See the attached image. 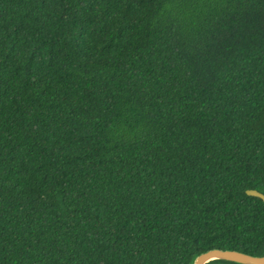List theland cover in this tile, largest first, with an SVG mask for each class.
Returning <instances> with one entry per match:
<instances>
[{
    "label": "trees",
    "instance_id": "obj_1",
    "mask_svg": "<svg viewBox=\"0 0 264 264\" xmlns=\"http://www.w3.org/2000/svg\"><path fill=\"white\" fill-rule=\"evenodd\" d=\"M247 190L264 0H0V264L264 256Z\"/></svg>",
    "mask_w": 264,
    "mask_h": 264
},
{
    "label": "water",
    "instance_id": "obj_2",
    "mask_svg": "<svg viewBox=\"0 0 264 264\" xmlns=\"http://www.w3.org/2000/svg\"><path fill=\"white\" fill-rule=\"evenodd\" d=\"M246 194L264 201V195L256 190H247ZM212 260H226L239 264H264V256L256 257L238 251L219 249L208 250L198 255L193 264H206Z\"/></svg>",
    "mask_w": 264,
    "mask_h": 264
}]
</instances>
